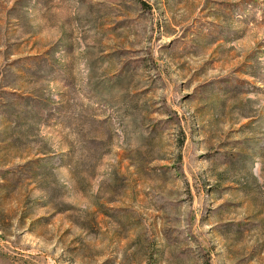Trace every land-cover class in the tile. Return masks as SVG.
Returning <instances> with one entry per match:
<instances>
[{
    "label": "rangeland",
    "instance_id": "rangeland-1",
    "mask_svg": "<svg viewBox=\"0 0 264 264\" xmlns=\"http://www.w3.org/2000/svg\"><path fill=\"white\" fill-rule=\"evenodd\" d=\"M0 264H264V0H0Z\"/></svg>",
    "mask_w": 264,
    "mask_h": 264
},
{
    "label": "trees",
    "instance_id": "trees-1",
    "mask_svg": "<svg viewBox=\"0 0 264 264\" xmlns=\"http://www.w3.org/2000/svg\"><path fill=\"white\" fill-rule=\"evenodd\" d=\"M52 108L50 106H44L41 108V113L43 114H50L52 112Z\"/></svg>",
    "mask_w": 264,
    "mask_h": 264
}]
</instances>
